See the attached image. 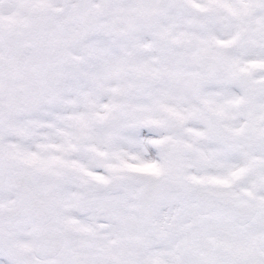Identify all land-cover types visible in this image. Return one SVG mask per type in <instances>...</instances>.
<instances>
[{
	"label": "snow or ice",
	"instance_id": "snow-or-ice-1",
	"mask_svg": "<svg viewBox=\"0 0 264 264\" xmlns=\"http://www.w3.org/2000/svg\"><path fill=\"white\" fill-rule=\"evenodd\" d=\"M0 264H264V0H0Z\"/></svg>",
	"mask_w": 264,
	"mask_h": 264
}]
</instances>
